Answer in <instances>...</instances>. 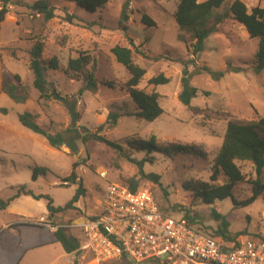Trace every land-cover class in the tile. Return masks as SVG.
I'll list each match as a JSON object with an SVG mask.
<instances>
[{
	"label": "rangeland",
	"instance_id": "374dc122",
	"mask_svg": "<svg viewBox=\"0 0 264 264\" xmlns=\"http://www.w3.org/2000/svg\"><path fill=\"white\" fill-rule=\"evenodd\" d=\"M37 1L10 0L9 13L0 23V199L12 198L25 185L36 195L49 196L56 206H64L81 188L83 195L74 209L50 220L52 226H62L67 235L83 241L81 229L73 227L77 220L99 214L109 183L128 185L134 180L138 189L153 193L163 211L175 218H183L188 212L195 219L196 228L206 233H215L220 225L213 216L216 211L230 223L229 233L238 242L264 239L262 197L246 208L235 207L230 199L206 205L184 189L190 182H209L230 120L247 122L264 116V71L256 74L253 70L258 40L251 39L245 27L230 16L206 40L204 52L194 57L186 47V42H193L191 34L181 30L175 19L177 0H110L96 14L76 6L74 0H51L55 18L48 22L30 9ZM232 1L226 0L215 16L225 14ZM241 1L249 12L256 7L264 9V0ZM67 13L76 15L78 20L68 21ZM143 15L155 27L146 26ZM36 39L44 41V60L58 59V70L47 72L49 89L76 101L79 131L82 133L84 127L97 133L109 114L121 115L115 128L106 126L99 133L123 146L125 154L100 142H78L76 154L65 146L54 149L42 136L20 124L18 116L25 112L36 116V122L51 133L64 132L72 124L64 103L42 100L33 88L34 76L27 53ZM132 43L145 56L137 53ZM116 45L132 48L136 64L146 70L139 89L154 90L161 96L164 114L154 122L133 116L137 107L124 88L130 75L111 52ZM82 52L93 58L87 71L96 79L98 87L94 92L85 90L82 74L67 72L69 60ZM184 63L189 65L190 86L198 90L192 100L197 112L179 101ZM232 69L241 72L232 73ZM160 74L171 82L155 88L149 86L148 81ZM15 76L21 78L30 92L24 104L14 103L2 91L5 82L16 84ZM2 109L7 113H2ZM151 136H156L160 143L195 145L205 157L186 155L167 159L156 153H138L126 145L133 139L145 140ZM144 159L150 162L144 163ZM138 163H142L144 174ZM35 168L47 169L46 175L40 174L33 180ZM242 168L249 177L251 165L243 164ZM73 172L77 175L75 181L54 185L58 180L68 179ZM146 175L158 179L148 180ZM251 196L252 189L247 185L235 191L238 202ZM35 201L17 200L0 212V264H55L61 260L62 245L53 244L55 236L50 227H42L46 225L41 220L45 213L42 203L46 201ZM19 223L33 226L16 227ZM6 225L9 229L4 228ZM70 255L73 264L75 261L98 264L85 252ZM167 260V255L161 257V261ZM99 264L161 263L121 259Z\"/></svg>",
	"mask_w": 264,
	"mask_h": 264
},
{
	"label": "trees",
	"instance_id": "16d2710c",
	"mask_svg": "<svg viewBox=\"0 0 264 264\" xmlns=\"http://www.w3.org/2000/svg\"><path fill=\"white\" fill-rule=\"evenodd\" d=\"M178 6L175 13V19L181 30L187 31L191 34L193 42L187 43L188 52L192 53L194 57L203 53L205 50V42L209 36L214 33L225 19L232 16L237 22L242 24L251 39L258 40V51L253 63V70L256 74L264 71V9L256 7L248 11L247 6L241 0H234L231 2L229 9L223 15L215 16V12L223 6L226 0H207L200 2L199 0H177ZM110 0H74L76 6L85 9L91 14H96L99 10L104 9ZM2 8L0 9V23L5 20L6 15L9 13L8 6L10 0H1ZM31 10L37 14L42 15L46 22L55 18L54 8L52 7L51 0H39L32 7ZM67 20L73 22L78 20L74 14L67 13ZM142 22L149 28L155 27V23L147 16L143 15ZM133 48L142 56L140 48L131 44ZM45 44L43 40L36 39L33 41L32 47L28 54V62L31 72L33 73V88L40 94V99L45 101H54L64 103L68 109L69 115L72 120L71 126L64 132L51 133L49 130L44 129L36 122V116L32 113L25 112L19 114L18 119L20 124L34 134L42 136L49 145L54 149L61 147L68 148L72 153L78 152V142L87 144L89 142H100L109 145L115 150L125 154V148L118 143H113L100 135L104 127L108 126L109 129L115 128L121 115L109 114L105 125H102L97 133H92L89 129L83 127V132L79 131L77 123L80 121V114L77 111V103L69 97L62 95L55 89L50 91L49 82L47 80V72L49 70H58V59L55 57L47 62L43 58ZM112 54L118 64L126 68L130 75V79L125 83L124 88L129 95L130 99L136 105L137 113L133 115L139 120L147 122H154L164 114L161 107V96L156 91L146 92L139 89V85L145 75L146 70L140 67L135 62L134 51L132 48L116 45L112 49ZM93 63V58L88 53H79L76 59H70L68 62V74L76 73L84 76L86 82V91L94 92L97 90V82L94 75L87 71V68ZM185 69L183 71V78L181 80L182 91L179 95L181 104L189 108L193 112H197V108L192 106V100L197 97L198 90L190 86L189 78V65L183 64ZM208 71V69H205ZM232 73H240L241 69H232ZM224 76V73L221 74ZM16 84L5 82L2 91L14 103L24 104L29 100L30 92L27 86L23 85L21 78L15 76ZM171 82L169 77L164 74L152 77L148 81L149 86L159 87L168 85ZM83 93V91H81ZM2 113L6 114L7 110L2 109ZM127 147L138 152L152 155L153 153L159 154L167 159H174L179 156H198L205 157L195 145H183L176 143H160L156 136H151L149 139H133L127 142ZM151 160V159H150ZM148 163L147 159L143 160ZM140 172L143 173L142 163H138ZM250 164L252 173L249 177L244 173L242 165ZM47 169L35 168L33 171V180L42 174L46 175ZM264 116H259L256 120L252 121H238L230 120L227 124L226 133L224 136L223 144L218 152L209 182L195 181L190 182L184 186L186 191H189L193 196L201 200L206 205H214L216 202H222L230 199L233 205L237 208H246L253 205L259 197L264 201ZM77 175L75 172L65 181H75ZM148 180L156 181L158 177L154 175H146ZM127 186L132 191L138 190V183L131 180ZM247 185L252 189V196L242 202H238L235 198V191L238 187ZM83 195L81 188H78L73 198L64 206L55 207L54 201L47 195H36L25 185L18 188L15 195L8 199H0V212L5 211L10 204L22 196L31 197L36 201L45 200L47 202L48 218H52L58 214H62L68 210L74 209L76 203L79 202ZM161 211L170 216L169 213ZM213 216L220 225L215 233H206L200 228H196L195 219L191 218L189 213L183 216L192 228L208 235L215 239H220L224 243H232L235 246L240 245L236 237L229 233L230 223L224 218L223 215L213 211ZM19 225H16V227ZM22 226H33L23 224ZM56 243H60L67 254L80 252L82 240L67 235L65 229L59 226L55 232ZM126 259V258H122ZM75 264H78L75 261Z\"/></svg>",
	"mask_w": 264,
	"mask_h": 264
},
{
	"label": "built area",
	"instance_id": "2783aa9c",
	"mask_svg": "<svg viewBox=\"0 0 264 264\" xmlns=\"http://www.w3.org/2000/svg\"><path fill=\"white\" fill-rule=\"evenodd\" d=\"M73 227L83 232L80 251L98 264L122 258L135 263L264 264V239L251 238L238 246L224 243L195 230L184 218L164 214L149 190L132 191L119 183L108 184L98 215L80 218ZM163 255L167 262L161 261Z\"/></svg>",
	"mask_w": 264,
	"mask_h": 264
},
{
	"label": "crops",
	"instance_id": "0c3cea01",
	"mask_svg": "<svg viewBox=\"0 0 264 264\" xmlns=\"http://www.w3.org/2000/svg\"><path fill=\"white\" fill-rule=\"evenodd\" d=\"M21 199H26V200H29V202L30 201H34L33 199H31V197H27V196H22V197H20L19 199H17V200H21ZM17 200H15V201H17ZM15 201H13L11 204H10V206L8 207V208H10L11 207V205L15 202ZM36 202V201H35ZM36 203H39V202H36ZM43 205H44V209H45V213L43 214V216L41 217V220H44V222L46 221V225L44 224L42 227H50V229L53 231V233H54V236H55V232H56V230H57V228L59 227L58 225H55V224H53V226H52V223H51V220H50V218H48V212H47V202H43L42 203ZM54 206L55 207H61V206H56L55 205V203H54ZM7 208V209H8ZM23 223H25V222H23ZM23 223H19V224H15V225H23ZM10 226V225H9ZM5 229H9L8 228V225H6L5 227H4ZM53 244H56V239L53 241ZM58 244V243H57ZM60 244V243H59ZM64 250V249H63ZM62 258H61V260L58 262V263H55V264H73V262H72V260L70 259L72 256L71 255H69V254H67L65 251H64V253L62 254V256H61Z\"/></svg>",
	"mask_w": 264,
	"mask_h": 264
}]
</instances>
